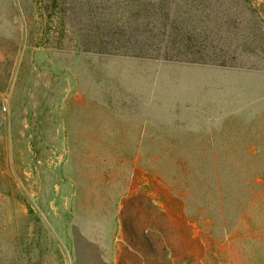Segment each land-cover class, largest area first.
<instances>
[{
    "label": "rangeland",
    "instance_id": "374dc122",
    "mask_svg": "<svg viewBox=\"0 0 264 264\" xmlns=\"http://www.w3.org/2000/svg\"><path fill=\"white\" fill-rule=\"evenodd\" d=\"M0 264H264V0H0Z\"/></svg>",
    "mask_w": 264,
    "mask_h": 264
},
{
    "label": "bare ground",
    "instance_id": "6f19581e",
    "mask_svg": "<svg viewBox=\"0 0 264 264\" xmlns=\"http://www.w3.org/2000/svg\"><path fill=\"white\" fill-rule=\"evenodd\" d=\"M65 90V89H64ZM67 94V93H66ZM69 94V93H68ZM67 99H68V97H67ZM64 105V104H63ZM58 111V110H57ZM62 115V114H61ZM31 118V117H30ZM61 118V117H60ZM66 122V121H65ZM25 129V128H24Z\"/></svg>",
    "mask_w": 264,
    "mask_h": 264
}]
</instances>
